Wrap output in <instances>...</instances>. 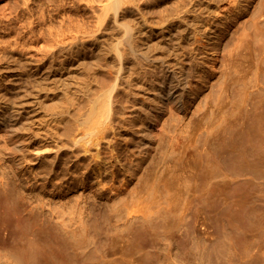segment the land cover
I'll list each match as a JSON object with an SVG mask.
<instances>
[{
    "label": "rangeland",
    "instance_id": "1",
    "mask_svg": "<svg viewBox=\"0 0 264 264\" xmlns=\"http://www.w3.org/2000/svg\"><path fill=\"white\" fill-rule=\"evenodd\" d=\"M90 1L91 0H0V90H4L5 86L9 84L8 82L9 79L6 78L7 76L6 74L10 71L11 68H16L18 72L24 75V78L26 76L28 77L30 75H33L31 71V68L33 67V63L49 65V63L52 62L55 57H56L55 60H58V61L63 60L64 58L62 57L63 54L64 55L66 53L69 54V52H71L72 50L73 51L78 50L81 44L85 41V38L90 39V38H87L88 37L87 35L89 34V32H90V35H92L93 29H94L93 30L94 36L100 37L99 33L101 32L97 30L99 28V25L96 26V29L94 25V22L95 24H97L96 20L99 15L94 13V10L92 9V7H94L95 5V2L94 1L90 2ZM101 1L103 3L108 2L107 0H101ZM210 1L211 3H208L209 0H204V1L200 0L201 3L199 2V5H200V6L198 5L199 8L196 7L197 20L199 21L198 31L203 32V33L198 32L195 36H193V38L195 37L196 39L192 38V41L190 43L192 44L193 42L198 41V43L200 44L199 45L198 43H195L194 46L198 47V53L200 54L198 57V62L199 63L202 62L200 63V67L203 66L202 69L207 71L206 74L209 76L208 77L209 80L207 84H205L203 88L200 89L199 93L195 97L196 98L195 102L191 103L188 106V109H189L188 112L182 114V116L180 115L181 117H180L179 123L172 122L173 123L172 125H175V126L171 125V121L170 123L169 122L166 123L168 126L165 123H163L166 126L165 128L167 130L169 127L170 131L173 132L172 133L173 135L171 134V136L176 137L174 140L170 139V136L168 133L169 130L168 131L166 130L164 133L165 137L163 136V138L165 140L167 136V139H169V140H166V143H168L167 141L171 140L168 143V145L172 143L171 144L172 149L176 152L175 154L176 156L174 157V159H176L177 157L182 158L183 159V160L181 159L182 162L180 161V158H177V159L180 161L181 165L185 164L184 166L179 165L180 169L175 170L174 172L168 170L167 172L165 171L164 173V170L167 169L168 167L164 163L163 167H162V164L156 166L158 167V170H157L156 167L153 166V163L155 161H159L158 158H160L159 156H161V154H159V148H158L159 145L157 146V144H155L154 148H155L156 153L154 152V154H152L154 156L150 158V162L153 161L152 163H149L151 166L148 167L149 161H147L142 171H140V173L138 172L136 174L137 177H135V179L132 181L130 179H127L128 182L127 181L122 182L121 180L125 177L122 174V177L118 179L120 183L117 182L118 180H116L115 182H111V180L107 182L106 180H108V178L104 179V181H106V184L110 185L111 187L108 185H105V182H103V179L96 180L94 178H90L88 180L90 182L88 183V181H82V177L79 176L81 175L79 171L78 172L79 175L77 174L75 176L76 179H74V182L72 181V184L69 185L68 183L65 184L61 181L58 182L57 180L56 181H47V180L44 181L45 178L43 177L44 176L43 174L41 179H40L41 176L39 177V179L43 181L39 180L40 185L38 184V186L35 187V189L37 188L35 190L30 185L31 183L29 184L30 179L27 173H23V172L20 173L21 172L20 170L18 172L20 173V175L18 176L16 174L17 172H14L15 171V168L13 167L14 163L10 159L9 156L5 158L4 160L0 161V164L4 166L5 172H7L8 174V175L5 174L6 178L4 182L3 181L4 179L1 178V177L3 178L5 177L4 172L2 171V169H0V179H1L0 180V204H1L0 207L2 206L6 207L8 205L7 201L9 199L12 200L11 204L9 205V208H7L8 206L6 207L7 209H5L4 207L0 208L2 213L8 212V210L10 212V213L8 212L7 214L6 213L3 214L4 215L3 217L5 218V220H7L6 222H7L8 229H9L7 231L9 235L7 233H5L7 236L4 235L5 239H7L6 241H8L7 242L8 245L10 246L14 245V242H15L14 239L18 238V241L20 243L21 248L23 249V252L27 253L28 252L27 249H29V244H28L29 241L27 243L26 238L28 239V233H30L31 230H29L25 224H19V221H23L27 217H33L36 220V224H37L36 229H37V234H38L37 238H38V243H39L37 247L38 257H37L36 263H33L30 260H25L26 264H29V263L30 264H264V153H262L264 151H262L258 155V157L259 156L261 157V158L259 157L258 159H261L260 161L263 160L262 161L263 166L261 162H259L258 164L259 160L256 159L257 155L254 158V156L252 155L253 152L249 151L251 152L250 153L251 156L257 162V163L254 162L252 159V161L254 162L253 164L251 160L247 159V158H252L250 157L249 152L248 154H246L247 152L244 151V155L242 158L244 160L246 158L248 160L247 162L249 163V165H253L254 167L249 166L246 160L245 162L247 164L245 167L244 166L245 162L243 163L244 165L240 164V161H244V160H240L238 162L239 164L235 162V164H233V168L231 169L229 168L230 170L228 169V167H231L230 161L236 160V157L239 155V152L237 151L236 153V151L234 150L235 146L233 145V149L232 148L231 149L236 154L234 153L232 155V151H231V154L228 151V153H226L227 155L226 154L223 155L226 157L229 154L231 155V156L229 155L230 160H229V157H227V160H229L227 163V161L225 160L226 157L224 158V160L226 161L225 162L223 160V156L221 155L223 152L221 153L218 151V154L219 153L221 154H219L218 156V154H216L217 152L214 153L215 155L219 157V160L217 161L215 160L216 161L215 164H217L220 161V158H222L220 161L222 165L221 164L219 166L217 165V168L215 165L216 169H214L212 173H215V172L216 173L211 174V176H207L211 173L209 170H207L208 173L206 172V170H204L203 174H201L202 169L201 168L199 169V167H201L200 164L202 163V161H201V158H198L200 157V154L203 153L202 151H204V147L205 149H208V150H211L210 148H212L211 144L213 142H211L212 138L210 135H212L211 130L213 129L211 130L209 129L211 127L212 128L214 127L212 126V124H210V122L216 121V116H217V119H219L221 117H224L223 115H221V114H224L225 116H228V118L230 117L232 120L237 119L239 116L240 119L244 118L243 122H245V127H247L246 125H249V123L247 124V122H249L247 119L249 111L247 112L245 108V110H243L242 112L241 111L242 108H241L238 110H240L239 112H242L243 114L242 113L239 114L237 113L238 111L236 112L233 108H236V107L239 108L241 104H242L241 106H243V101L241 100L242 98H240L241 97L240 93L242 92L239 93L241 88H243V86H241L242 84L241 81H243L245 78L247 79V75H243V74L250 73L249 75L251 77L253 76V78L257 79V80L253 79L254 80L253 81L252 78L248 75L249 76L248 80L249 78H251V81H253L254 83L249 80L248 81L249 84H247V86L244 87V89H242V91H244L242 93L243 99H244L245 93L250 91L252 84L255 88H256V84H257V88L261 87L260 89L261 91H262V88H264L262 86H259L260 84H258L257 82V81H260L262 83L261 85L264 84L262 82L264 81V78H263L264 69H262L260 65L258 66L257 64V60H258L257 58H259L260 60L261 55L263 53V51H261L260 49L262 46H264V38L262 40L263 44L261 43V41H259L262 45L258 41L257 42L254 41L255 39H252V37L245 38V40L248 39L246 41H248V44H251V45L247 44L246 46L245 43L247 42H245L244 43L245 45L243 44L244 47L241 49L242 52L240 50H239L240 52L238 51L239 54L241 53V55L239 56L236 55L237 52L234 53L235 56L232 52L231 54V56L233 55L231 57L232 60L230 56H229L230 59L226 56L230 54H227L228 52L226 53V51H224L225 49L224 45L227 39L226 45L229 40L228 47H230L232 50L235 48L237 44L236 40H239L237 38L240 37L242 34L246 33V31L243 33V31L245 30V27H247L246 30L248 32L250 31L248 30V28H250L251 25H255L253 23L255 20L254 17L256 16L255 14L258 15L260 8L261 9L264 8V6L262 8V6L260 5V4L264 5V2L263 0H246V1L245 0H240V1L239 0H210ZM91 3H94V5L93 6L90 5ZM100 3H96L97 5H95V7L96 8L100 7L102 5ZM86 4L88 5L86 6ZM258 6H260V8H258ZM230 14L233 16V22H232L233 24L227 23V19L229 18ZM72 16L74 19L72 21L76 22V24L74 23V25L70 24L69 20H66V18L72 19ZM95 17H97L96 20H94ZM63 18L65 19L63 20ZM79 18L84 19L83 21L85 22V24L87 22V24L90 25L88 26L86 24L88 27H90V31L88 27H85L86 25L83 26L84 28L82 27L83 29L79 27L78 20H81ZM251 20L253 21L252 22L253 24L252 23L249 24ZM65 21H67L66 23L69 24L70 26L72 25L71 29H68L70 26L65 24L64 23ZM88 21L89 22L94 21V22L92 24L91 22L89 23ZM224 24H227V25L229 24V25H228V30L224 32V37L222 38V40L215 39V41L213 40L211 42L210 39L215 37V33L218 32L217 30L226 29V27H223V26H227V25H224ZM66 26L68 28H66ZM91 26L93 28H91ZM262 29H264V26ZM68 30L69 32L71 30V33H70L71 35H69ZM75 30L76 32L78 31V34L80 36L76 32H74ZM84 31L85 32L87 31L86 33L88 34H86ZM82 32H83V35H82ZM250 32L248 33L250 34ZM72 33H74L73 34L74 37L76 36L75 35L76 33L77 37L80 40L82 39V41L83 40L84 41L80 42V40L78 39H76L75 41V38L73 40ZM205 33H206V36H205ZM200 34L201 36L200 38H198L199 37L198 35ZM84 36L86 37L84 38ZM203 36L205 37V39ZM63 41L66 43H63ZM57 42L58 43L60 42V43L58 44ZM69 42L70 43L74 42V43H72L73 45L72 44L69 45L68 44ZM61 43H63V45L68 44L67 46L65 45V48L67 50H64L63 46L58 47V45L59 46L62 45ZM215 43H216V46H214ZM252 44L255 45L254 48L252 47ZM68 46H71L73 48L69 47L70 51H68ZM230 48H229V51H230ZM255 49L258 51V53L260 51L262 53H259L258 55L257 51L256 52L254 51ZM227 51H228V48H227ZM253 52L255 53V55ZM244 53H245V56H244ZM58 54H60L61 56ZM242 56H244L245 58H242ZM114 57L115 56H113V54H109L107 56L106 64L108 68L114 67L115 65V64L113 65V63H115ZM200 57H202L203 59ZM238 57L239 58L241 57L242 59H239ZM262 58H264V56ZM199 59H202V60L200 61ZM215 59H216L215 61L216 63H214ZM225 59L226 61L230 60L229 63L232 66L236 67L235 68L236 70L238 69L239 73L237 72V74H239V76L236 74L235 69H233L235 71L234 73L235 75L232 73L229 84H231L232 81L236 83V85L235 84L232 85L233 82L231 84L235 88L233 91V94H234V92L236 91V88L239 85L238 83L240 82L241 88H239L240 87L239 86L238 88L240 90L238 91L237 89V92H235V95L237 93L239 94L240 97H238V95H236L237 97L234 95L233 98L231 99L233 95L231 89L233 90V87H231L229 84H228L229 88L227 87L225 88L227 89V93H226V90L224 91L225 93L223 92L224 94H222V90L220 91V89H222L220 87L222 84L220 83L223 82L222 74L224 73L226 68L230 66L228 61H227V64L225 65V62H226L224 61ZM243 59L244 60L246 59V60L244 61ZM242 60L244 61V63ZM240 61H242L241 64L243 63L242 65L245 67V69L243 66L240 65ZM238 62H239L238 66H241L240 68L244 69V70L242 69L243 72L242 70L240 71V68L235 66V64H238ZM258 62L259 64L260 63L262 64L261 66H263L264 64L263 59H262L263 63L261 62V60ZM109 63L110 65H108ZM212 66H216L214 68L217 69V70L215 69V73L213 74H212L213 69L211 70V68H213ZM221 70L223 71V73ZM256 70H258V73L255 74ZM96 71H94L96 73L92 72L90 76L86 75L88 77L85 76L86 77L85 80L89 79L88 80L89 82L86 81L87 83L82 81V78H84L83 75L80 77L76 76L75 77L76 81L74 80V86L76 84H78L76 86H79L80 81L82 83H80L81 86H79V88L71 86V88L73 87L72 91L75 90L76 92L81 87L82 90L83 88H85V91L87 93L90 90H92L90 93L91 95L93 91L96 92V86L98 85L97 87H100L105 80L110 78L109 75L108 76L104 75L105 73L102 69L100 70L99 68V69H96ZM246 71H248V73ZM240 72H242L241 73L242 76L240 75ZM260 72H263V74ZM220 73H222L221 76H220ZM253 73L254 75H252ZM93 76H95L96 79H94ZM243 76L244 77L246 76V77L244 78ZM27 77L26 79L29 78ZM219 77L221 80H219ZM260 77L263 79L258 80V78ZM98 78L100 81L98 80ZM77 79L78 81L80 80L79 83L77 82ZM238 79H240V81H238ZM246 79H245V82L243 83H247ZM90 80H92V82ZM217 80L221 82L219 83ZM215 83L217 84L216 87H215L216 85ZM60 84L61 83L59 82L49 81L46 84V89L42 90L37 95L36 97L37 100H35L36 102L32 103V105H29L28 106L29 108L24 111L26 114L25 115L23 114L21 116V120L23 121L22 122L23 124L21 123V127L19 125L17 127L23 129L22 132L25 135V138L23 137L24 139L22 140L23 141L25 140V141L24 142L22 141L24 144L22 143L23 145L22 144L21 145L23 146L25 150L22 148L21 145L20 147L23 149L24 152L25 151L26 152L24 153L22 151V153H18L16 155H18L19 158L24 157V159L29 161V162L26 161L25 163H23L25 168L33 167V165H35L36 163L38 164L37 158L40 157L39 153H41L40 155L42 156L44 154L42 152L46 150V149H41L42 152H39V151L37 152V150H35L31 146V144L34 141L38 140V142L42 144L43 139L45 140V138L48 139V138L54 137V138L60 139L62 142L64 141L63 143L69 142V146H72L71 140H72L73 135L71 134L73 133H71L72 132L71 130H72V127L74 129V127L76 128L78 126V123L75 122V118L79 116L84 118L83 116L84 113L82 111L81 112L78 111L80 110L78 108L84 105L85 102L83 100H85L86 98L82 97L83 95H80V94H79V98L78 97L75 98V102L76 104H78L76 105L77 107H75L76 109L72 107L75 110L71 109L69 115H66L61 118L57 117L58 112H60V110L62 109V108H59L60 109L59 110L58 108H56V106L60 104L57 101L61 103L63 101V99H61L62 96L60 94V93H63V91L62 92L61 90L58 91V89L60 88ZM86 84L90 85V86H86L90 88H86L85 87ZM250 84L251 86L248 89V85ZM245 85L246 84H244V86ZM224 86L222 85L223 88ZM66 88L68 89V87H65V88L62 87V90L63 89L66 90ZM245 88L248 90L247 92H245L246 91ZM260 90L258 91L256 89V91H250V92H253L254 94L248 92L250 96L247 93L246 97L247 95L249 97V106L251 105V108H252V106L257 105V107L259 108L258 112H260V116H262V114H264V103H263L264 100L262 102L263 105L262 103L259 102V100L261 98L264 99V97H263V91L261 92ZM228 92H229V96H226ZM259 92L262 93V95H259ZM251 95L253 96L256 95L254 97H256L257 99L254 97H253L254 99L251 98ZM57 96H59L58 98H60L62 101H60V99H58ZM234 97H236V99H234ZM76 99H79V100L82 99V101L79 102ZM220 99L222 100L220 101ZM227 100L228 101L231 100L229 104L227 103L228 102ZM236 100L238 102L241 100L242 103L239 105L238 103L234 104L233 102H237ZM250 100H252V102ZM64 103L66 102H63L62 105L66 106L67 104L64 105ZM211 103H213L214 105ZM200 104L202 106H200ZM216 105H217V108H216ZM222 105L223 106L225 105L227 107L225 108V106L223 107ZM230 105H232L233 107L229 108ZM70 106L69 108H71ZM198 106L199 108L202 107L201 109L202 111H200L199 108L197 110ZM220 107L224 108V109L221 108V110L223 109L222 113H221V110H218V108ZM249 108L250 107H248L247 109L250 110L251 108L250 109ZM224 110H225V113L223 112ZM214 111H215V116H213ZM226 112L231 113V114H228ZM261 112L263 113L261 114ZM206 113L208 116L212 113V115H210V117L212 116L211 119L208 118L207 115L206 116L204 115ZM216 113H219V114L221 113V114L216 115ZM244 113H246L245 115L247 116L241 117L242 115H244ZM255 115L258 116L257 114H254V116ZM169 116H166L167 119L165 118V120H169L170 119ZM259 118H262V117H259ZM207 120L209 121L208 123H207ZM210 120H214V121H210ZM242 120L240 122H242ZM240 122L238 126L241 125ZM178 124L180 125L181 129L183 127L185 128V129L184 128L182 129V132H180L181 130L179 129ZM174 127L175 128L178 127L176 128L178 130L173 129ZM193 127L194 128L196 127L195 130H193L194 129ZM184 130L188 132L187 133L184 132L183 135L177 133V131L180 133H183ZM240 130H242V128ZM81 133H83L82 128L77 127V129L74 132L75 135L73 136V138L75 136L76 137L78 136V138H80L82 136ZM111 133H110V136L107 137V139L103 141L104 143L99 145V147L95 146L93 149L91 147V150H89L90 152L82 147L84 143L78 144V146H75V147H68V149L66 147V145L68 146V144H65L66 149L64 147L63 149H61V152H67V153L70 152L71 153L70 156L76 157L77 159L80 160V162H83L81 164L85 166L90 165V163L91 165H93V161H94L93 158H95V155L97 154L98 151L106 153L105 155L104 154L103 155L105 158L106 156H108V159H109L110 157L108 153L110 152V150L108 149L107 145L110 141L112 140L114 141L113 139L114 130ZM79 134H81V136H79ZM39 136H41L43 139ZM118 138H116L115 136V139H116L115 141H117ZM121 140L122 139H119L118 141L121 142ZM48 141H51V140H48ZM12 142L13 140L11 141L10 138L7 137V135L2 129V131H0V155L1 157L9 153L8 151L9 149L16 146V144L13 145L14 142L16 143V140H14L13 143ZM44 142L46 144L43 143L41 146L47 145V142L46 141ZM162 143L166 147V148L164 147L163 148L166 150L168 146H166L164 142ZM121 144L118 146V148L125 149L126 145L123 142H121ZM215 144L216 145H213L214 146L213 148H216L217 145H219V143L218 144L215 143ZM197 145H198V148H197ZM193 146H195L196 148H193ZM191 148L194 149L192 150V153H191V150L190 152L188 151V149H191ZM200 148H201V151H200ZM71 149H74V150L71 151ZM195 151L197 152L195 153ZM198 151H199V154H198ZM55 152L56 150L54 152L51 151L49 152L50 154L47 153V155L55 156L56 155ZM73 152H75L76 155ZM77 152H80V156L82 155V153L83 155L79 157L77 156L79 155V153L77 154ZM88 152L90 155L93 154L91 155L93 159V161L91 162H90L91 156L88 154ZM177 153H178V156H177ZM194 153L196 155L198 154V157ZM181 154H182V157H181ZM194 155L198 159L195 158ZM217 156H212L210 157V159L211 158L214 159V157L216 158ZM87 157L90 158L89 161H87L88 160ZM153 157L155 158L154 160H153ZM192 159L197 160L198 163L200 161L201 162L200 164L198 163L196 164V162L193 161ZM178 160L177 161L174 160V161L176 163H179ZM222 161H224L228 165H226ZM190 162H192L193 164H191ZM194 162H195V165H194ZM210 162L214 166V163H213L214 160ZM27 163H30V164H27ZM172 163L169 164V166L174 165ZM188 163L190 164V166ZM256 164L261 165L259 166L260 170L258 167L256 169V166H258ZM187 165L189 167H187ZM241 166H244L245 168L243 167L244 169L241 170L240 168ZM181 167L182 168L184 167V168L182 169ZM251 167H253V169H251ZM146 168L149 169V171L153 170L151 171L152 173L150 172V174H152L151 176L153 177V179L156 176L157 177L161 176V178L163 179L161 186H159L160 189L158 188L155 191V194L153 195L151 194L152 190L143 188V185H144L143 180L145 181V177L147 178L148 176L147 173H149V171L147 172ZM192 168H194L195 170L196 168L197 170L199 169L200 171L198 170L196 171V173L200 175H196L194 169ZM246 168L249 170H245ZM254 168L256 169V174H257L256 176H254L255 174H253L254 173L253 171H255ZM159 169L161 170V172ZM156 170H157V173H156ZM231 170H233L234 172ZM168 172L174 173L173 175L175 174L176 175L178 174V175L177 176L175 175L172 178L171 173L169 174ZM166 173L167 175H165ZM15 174L17 176V177L15 176L17 179L21 177L22 180L20 182L18 181V183H15L16 185L15 184L13 185V179H14ZM161 174L164 177H162ZM179 175L180 176L183 175V177H180ZM212 175H215L216 177L214 178V176ZM79 177L81 179H79ZM177 177H179L180 180ZM209 177L214 178L215 180L209 179ZM164 178H166L167 182L164 180ZM181 178H182V181H181ZM201 178L203 180L205 178V180L207 179L209 182L207 180L203 182ZM15 179H14V182H16ZM153 179L151 180V182H153ZM175 179H178L179 181L178 182L176 180L177 184L174 181ZM187 179H189L188 181H190V186L193 185L192 187L194 188V185H197L198 187L197 190H199L200 187L201 189L196 192L195 190L196 188L193 189L191 187V191L188 192L189 194L188 193L186 194V191H188L186 184H189L187 183L188 181H186ZM170 180H172L174 185L172 182H170ZM183 180H185V182H183ZM110 182L111 184H109ZM164 182L169 183L170 187L163 186ZM181 182L186 183L185 185L183 184L182 185L185 186L187 189H185L183 186H178V183H180L179 185H181ZM199 182H202L203 184L201 183L200 185ZM214 182H215L216 187H214V184L213 186H209L210 183H211L210 185H212V183ZM7 183H9V188H7L8 186H4V184L8 185ZM51 183L52 184L55 183L54 186ZM19 184H21V186H19ZM63 184H64V187H63ZM205 185L206 187H202ZM190 186H188L189 190H190ZM166 187H167V190L165 189ZM211 187H214V188L212 189ZM115 188L117 189L116 190L117 192L115 191ZM202 188H208L210 190V194H211L210 196H212L213 198L211 199V201H213L211 204H209L210 201L209 202L206 201L207 198L202 199L203 196L205 197L208 196L206 195L208 190L206 191V189H204L206 191V194L204 195L205 191L202 190ZM19 190H22L23 193H21V191ZM32 191L33 193L36 192L34 193L35 195L32 193ZM101 191H102V194H101ZM201 194H202V197H200ZM36 195L38 196V198L35 197ZM161 195L163 196V198L161 197ZM22 196L25 198H23ZM193 196L194 197L198 196V198L197 197L194 198ZM114 197H117V198L114 199ZM14 198H16L15 202L13 201ZM199 198L201 200H197V201L192 200V199H199ZM227 198H229L227 204H224L223 202H221V199H227ZM4 199L5 200L7 199L6 203ZM28 200L31 201L30 202L31 205H29L30 203ZM202 200L203 201L205 200V204L204 202H202ZM193 201L195 202L193 203ZM13 202L17 203L18 206L16 204H13ZM207 202L208 204H206ZM119 205H120V208H119ZM112 206L115 209L114 210L115 213L114 212L112 213L113 215L110 214L113 211ZM13 208H14L15 213L13 211ZM16 208L17 209L19 208V210H17ZM35 208L36 209L38 208L36 210L37 212L34 211ZM118 208L119 210L120 209L122 210L123 208L124 209L122 210L123 212L119 210H117L116 212V209ZM29 210H30V213H29ZM31 214H34V215H31ZM119 214L121 215L118 216ZM110 215L112 217H110ZM109 217L115 218V219L109 220ZM1 220L2 218L0 219V222ZM143 226H145V231H144ZM178 226H179V229H178ZM147 228L149 229V231ZM136 229H137V233L135 235ZM139 231L141 234L139 233ZM146 232H150L152 236L150 233H149L150 235H148V233ZM146 234L148 235V237ZM139 235L140 237H137ZM143 237L146 239H144ZM137 238H139L141 241L138 240ZM3 241L4 240L0 239V245ZM53 250H55L56 252ZM1 253L3 252L0 250V254ZM203 256L205 257V259H203L204 258ZM5 261L6 260L0 261V264H5Z\"/></svg>",
    "mask_w": 264,
    "mask_h": 264
},
{
    "label": "bare ground",
    "instance_id": "2",
    "mask_svg": "<svg viewBox=\"0 0 264 264\" xmlns=\"http://www.w3.org/2000/svg\"><path fill=\"white\" fill-rule=\"evenodd\" d=\"M91 1L92 2L94 1L95 5H97L96 3L102 2L101 0H99L100 2L98 0H91ZM107 1L108 2L110 1V2L108 3V2L104 1L105 3H103V2L100 3L102 5L100 7H97V8L95 7L94 3L90 4L92 6L94 5V7L91 6L92 9L94 10V13L99 15L98 18L95 17V19H94V20H96V18H97V20H96L97 24H95L94 21L93 22L95 25V29H96V26L99 25V28L97 27L98 28L97 30L99 32H101V33H99L100 37L94 36V33H93L94 29L92 30V35H90V32H89L90 27H88L90 25L87 24V22H86V24L88 25L87 26L85 24V22L83 21L84 19L79 18V19H81V20H78L79 27L82 28L84 25H86L85 27L89 28V31H88L89 34L86 33L87 31L86 32L84 31V32L86 34H88L87 38H90V39H86L85 38L86 36H84L85 41L83 40L84 41L83 42L82 39L80 40L77 37L78 31L76 32V30H75L74 32H76L77 34L75 33L76 36L74 37V35H73L74 33H72L73 40L75 38V41H76V39H78V40H80V42L81 41L83 42L78 50H76V51L72 50L73 52L71 51V52H69V54L66 53L67 55L63 54L62 57H64V58L61 61L55 60L56 57L54 56L55 57L54 60L53 61L51 60L52 62H50L49 65L48 64L43 65V64L33 63V67L31 68L33 75L28 76L29 78L26 76L28 79H26V77L24 78V75H22L20 72H18V70L16 68H11L10 71L6 74L7 75L6 78L9 79V81H8L9 84L7 86H5L4 90H0V131H2V129H3V131L5 132L7 137L10 138L11 141L13 140V142H14V140H16V143L12 142L13 145L16 144V146L12 147L13 146L12 145L11 146L12 148L8 150L9 153L5 154L2 157L0 155V161L4 160L5 158H7L9 156L10 159L14 163L13 164V167L15 168L14 172H17L16 174L18 176L22 172L27 173V175L29 176V179H30L29 184L31 183L30 185L34 189L36 186H38L40 181H43V180H40L42 178L43 174H44L43 177L45 178L44 181L45 180H47V181H56L57 180L58 182L61 181L65 184L68 183L70 185V184H72V181L74 182V179H76L75 176L78 174L79 171H80L81 175H79V174L78 175L82 177V181H88L90 178H94L96 180L103 179V182H105V185H108V184H106V181L108 182L111 180V182H115L120 177H122V174L125 176L121 180L122 182L127 181V179H130L132 181L135 179V177H137L136 174L138 172L140 173V171H142V169L144 168V165H145V163H147V161H149L148 167L151 166L149 163L153 162L152 159H151L152 162H150V158L152 156H154L152 154H154V152H155V148H154L155 144H157V146L158 145L160 146V147L158 146V148H159V154H161V156H159L160 158H158L159 161H155L153 163V166L156 167V166L162 164V167H163L164 163H165V165H167L168 167H167V169L164 170V173H165V171L167 172L168 170L174 172L175 170L180 169L179 165H181L180 161L182 158L177 157V158H180V161L176 158L180 164L175 162V161H177L176 159H174V157L176 156L175 155L176 152L172 149V146H171L172 143L168 145V143L171 140L167 141L168 143H166V140H169V139H167V136H166L165 140L163 138V136L165 135L164 133L167 130L165 128L166 126L163 123H165V124L168 122L170 123V121H171V125L173 123H177V122L179 123V120H180V117L182 116V114L188 112V110H189L188 106L191 103L195 102V100H196L195 97L199 93L200 89L203 88V86L205 84H207V82L209 80V78H208L209 76L206 74L207 71L202 69L203 66L200 67V63H202V62H200V63L198 62V57L200 54L198 53V47L194 46L195 43H198V41L190 44L193 36H195L198 32H200V31H198L199 30V27H198L199 21L197 20V10H196V7H198L200 0H107ZM263 2H264V0H263ZM208 3H211V1L209 0ZM88 4H86V6ZM260 5L263 8L264 5H262V4H260ZM91 7H89V8H91ZM258 8H260V6H258ZM260 11H259V13L257 12L258 15L257 14H255L256 16L253 15V16H255L254 17L255 20L253 19L254 22L251 20V22L249 23V24H251L253 22L255 24V25H251L253 27L250 26V28H248V30L251 31V32L248 31V32H250V34L246 30L247 27H245V30L243 31V33L246 31V33H248L249 35L245 33V34H242L244 36L241 35L243 38L241 36H240L241 38L238 37L237 39H239V40H236L237 44L234 43V44H236V46L233 50L230 47H228L229 46V44H228L229 40H228V43L226 45V42H227V39H226V41H225L226 47L224 45V48H225L224 51H226V53L228 52L227 54H230V55H226L228 58H229V56H230V58L233 56V55L231 56L232 52H233V54L235 52L238 53V51L239 50L241 51V49L244 47L245 44L247 46L248 41H246V40H248V39L245 40V38H248V37L251 38L252 37V39H255L254 41H256V42L257 41L258 42L261 41V43L263 42L262 40L264 38V29H262V28L264 26V8L263 9L260 8ZM96 14H95V16H96ZM253 16H252V18H253ZM64 19L65 18H63V20ZM66 20H69L70 24H73V25H74V23L76 24L75 21L74 22L72 21V20H74L73 16H72V19L66 18ZM66 22L67 21H65L64 23L67 24ZM93 22H91V23L93 24ZM232 22H233V16L230 14L229 18L227 19V23L233 24ZM62 23H63V21H62ZM67 25H69V24H67ZM224 25H227V24H224ZM228 25L223 26V27H226L225 30L224 29L223 30H217L218 31V32H216L217 34L215 33V37L211 38L210 41L211 42L213 40L215 41V39L216 40H222V38L224 37V32H226L228 30ZM71 26L69 28L66 26V28L71 29ZM92 26H91V28L94 27V26L93 27ZM68 32H69V30H68ZM70 33H71V30L69 32V35H71ZM200 33H203V32H200ZM212 34H214V33H212ZM82 35H83V32H82ZM198 36H199L198 38H200L201 34ZM205 36H206V33H205ZM204 39H205V37H204ZM86 40H88V41H86ZM249 40H251V39H249ZM219 42H221V41H219ZM245 42H247V43H245ZM63 43H66V42L63 41ZM63 43H61L62 45H60V46L58 45V47L63 46L64 50H67L65 48L66 44L63 45ZM72 43H74V42H71V43L69 42L68 44L70 45ZM78 44H80V43H78ZM248 45H251V44H248ZM214 46H216V43L214 44ZM254 46L255 45L252 44L253 48H254ZM256 46H257V44H256ZM69 47H71V46H68V51H70ZM259 47H261V46H259ZM71 48H73V47H71ZM227 48H228V51H227ZM229 48H230L231 52L229 51ZM253 48H251V49H253ZM201 49H202V47H201ZM260 50L263 51V53L261 51L259 53H262V55L264 56V46H262ZM68 51H66V52H68ZM254 51L256 52L257 50L255 49ZM237 53H236V55H238V56L241 55V53L240 54L239 53L237 54ZM259 53L257 51L258 55H259ZM109 54H113V56H115L114 57L115 63H113V65L114 64L115 65H114V67L112 65L113 68H108L107 64H106V60H107L106 58ZM58 55H60V54H58ZM254 55H255V53H254ZM262 55L260 58L261 62H262V59L264 61V58H262L263 57ZM110 56H112V55H110ZM234 56H235V54H234ZM244 56H245V53H244ZM244 56H242V58H245ZM200 58H202V57H200ZM242 58L240 57L239 59H242ZM202 59H199V60L201 61ZM257 59H258L257 60L258 66L260 65V67L262 69H264L263 68L264 64H263V66H261L262 64L261 63L259 64V62H258V61H260L259 58H257ZM112 60H113V58H112ZM231 60H232V58H231ZM215 61H216V59L214 60V63H216ZM224 61H226V59ZM227 61H228V63L230 62V60H227ZM227 61L225 62V65L227 64ZM242 61H240L241 66H243L242 64L244 63V61H243V63L241 64ZM110 63L108 65H110ZM214 65H216V64H214ZM238 65H239V62H238V64H235V66L240 68L241 66H238ZM230 66H232V65L230 64ZM98 67L100 68V70L102 69L104 71V73H105L104 75H106V76L109 75L110 78L109 79L106 78L107 80H105L103 82V84L101 83L102 85L100 87H97L98 86L97 85L96 86V92L93 91L92 95H91L90 93L92 90H90L87 93L85 91V88H83V87H82L83 90L80 87V89H78L76 92H75V90L72 91L73 87L71 88V86H74V80L76 79L75 78L76 76L80 77L83 75L84 78L81 77L82 81L86 82L89 80V79L85 80V78L88 77L86 75L90 76L92 74V72L96 73L97 72L96 69H99ZM212 67L213 68H211V70L213 69V71H212V74H213V73H215L216 68H214V67H216V66H212ZM229 67L226 68L224 73L222 71L223 70V68H222L221 71L223 74L220 73V76H221V74L223 76L224 80L222 79V81L224 83L221 81H220L221 82L220 83L217 80L223 86L225 85L224 88L222 87V85L220 86L222 88V89H220V91L222 90V94L225 93L224 92L225 90L227 93V89H225V88L226 87L229 88L228 84L231 80L232 73L234 74L236 71V74H237V72H238V69L237 70L235 69L236 67H234V66H232L230 68ZM204 69H205V67H204ZM233 69H235V71ZM242 69L240 68V71ZM244 69H245V67H244ZM243 70H242V72H243ZM94 71H96V72H94ZM242 72H240L241 76H242V74H241ZM246 72L248 73V71H246ZM263 72H264V70H263ZM263 72H260V73L263 74ZM256 73H258V70H256L255 74ZM79 74H81V75H79ZM249 74H243V75H247V79L245 78L246 76L245 77L243 76L247 80V83H243V82H245V79L243 81H241L243 84V85L241 84V86H243V88H241L240 82L239 83L237 82L239 84V85L238 84L237 85H238V87L240 86L239 88H241V90L237 87L235 92H237V89H238V91L240 90L239 93L240 92L243 93L244 91H242V89H244V87H246L247 84H249L248 81L249 80L251 81V78H252V80L253 79L257 80L255 78H253V76L251 77ZM237 75L239 76V74H237ZM248 75L251 77V78H249V80H248V77H249ZM252 75H254V73ZM261 75H259V76H261ZM93 77H94V79H96L95 76H93ZM103 77H105V76H103ZM255 77H256V75H255ZM81 78H80V80H81ZM263 78L260 77V78H258V80H260V79L262 80ZM90 79H91V77H90ZM98 80H99V78H98ZM101 80H102V78H101ZM219 80H221L220 77H219ZM49 81L61 83L58 91L59 90H61V92L63 91V93H60L62 96L61 99H63V101L60 98H58L59 96H57V98L60 99V101H62V103L57 101L60 104H58V106H56V108H58V109L62 108L61 110L59 109L60 112H58V114H57L58 118L69 115L71 109H74L75 107H77L76 105H78V104H76L75 98L76 97L79 98V94L83 95L82 97L86 98L85 100H83L85 103L82 102V103H84V105L80 106V107L78 106L79 107L78 109H80L78 111H80V112L82 111L84 113V115H83L84 118H82L81 116L75 118V122L78 123V126H77V124H76V126L78 128H82L83 133H81L82 136H81V134H79V136H81L80 138H78V136L77 137L75 136L73 138V136L75 135L74 132L77 129V127L76 128L74 127V129L72 127V130H71L72 131L71 133H73V134H71V135H73L72 140L70 139L71 136L69 138L72 142V146H69V142L65 141L66 143H63L64 141L62 142L58 138L52 137V138H48V139L45 138V140H44L41 136H39L43 139V143H45L44 141L47 142V145L41 146L43 143L40 144V142H38V140L35 139L36 141H34V142L32 141L33 143L31 144V146L35 150H37V152L38 151L42 152L41 149H46L45 151H47V152H45L43 150L44 152H42V153H44V154L42 156L40 155L41 153H39L40 157L37 158L38 164L36 163L35 165H33V167L25 168L23 163H25L28 160L24 159V157L19 158V156L16 155L18 153H22V151L24 149L22 145L24 144L23 142L25 141V140L24 141L22 140L25 138V135L22 132L23 129L18 128L17 126L19 125L21 127V123L23 122L21 120V116L23 114L24 115L26 114L24 111L29 108L28 107L29 105H32V103L36 102L35 100H37L36 99L37 95L42 90L46 89V84ZM79 81L77 79L78 83H79ZM90 81L92 82V80H90ZM238 81H240V79H238ZM253 81H251V82H253ZM232 82H231V84H232ZM257 82H258V84H260L259 86L264 87L263 86L264 84L261 85L262 83L260 81H257ZM262 82L264 83V81H262ZM80 83H82V82L80 81ZM80 83H79V86H81ZM231 84H229L231 87H233L232 85H234V84L236 85V83H234V82L232 85ZM244 84H246V85L244 86ZM76 85H78V84H76ZM76 85L74 87L79 88V86H76ZM90 85L86 84L85 87L90 86ZM216 86H217V84L215 85V87ZM250 86H251V84L248 85V89ZM252 86H253V84H252ZM252 86H251L250 91H256V89L259 91L261 89V87L257 88V84H256V88L253 86L255 88V90ZM62 87L63 88L68 87V89L66 88V90L65 89L62 90ZM86 88H90V87H86ZM234 89H235L234 87H233V90L231 89L232 94H233ZM263 89L264 88H262L263 97H264V90ZM245 90H246L245 92L248 91L246 88H245ZM58 91H56V92H58ZM250 91H248V92H250ZM235 92L232 95V97L230 95L231 99L235 95ZM242 93H240L241 97L237 93H236V95H238V97L242 98L241 100L243 101V106H241L242 105L241 100H240L241 102L239 101L240 103L236 100L237 102H233V103L234 104L238 103V105L239 104H241V105L239 106V108L236 107L237 110H236V108H233V109L236 112L238 111L237 113L240 114L246 108V111L247 112L249 111L253 115L252 116L248 112V118L247 119L249 122H247V124L249 123V125H246L247 127H245V122H243L244 118H242L243 119L242 120L239 118V116L237 119L232 120L230 117H229L230 118L229 119L228 116L221 114L222 110L224 109L223 107L225 105L224 106L222 105L223 107L218 108V110H221V108H223L221 110L220 114L223 115L224 117L217 119V116H216V121L210 120V121H214V122H210V124H212V126H214V127L213 128L211 127L209 129V130L213 129V130H211L212 135H210L212 138V141L211 140L210 141L213 142L211 144V146H212V148H210L211 150L205 149V147H204V151H202L203 153L200 154V157H198L199 151H198L197 155L195 154L197 151H195L194 154L198 158H201V161H202L201 164H200V162H201L200 159H199V161H200L199 163L197 162V160L192 159L193 161L196 162V164L198 163L201 165V167H199V169L200 168L202 169L201 174H203L204 170H206V172H207V170H209L211 172L207 176H211V174H215L216 172L212 173L213 170L217 168V165L219 166L221 164L220 161L222 158H220V161L217 164H215V162L217 160H219V157H218L219 154H221L223 152L221 154L223 156L224 154L228 153V151L231 154V151H232V155H233L235 153L232 150L233 145L235 146L234 150L236 151V153L238 151L239 155L237 157L235 156L236 160L230 161L231 167H228V169L233 168V164H235V162H237V164H239L238 162L240 160H244L242 158L244 155V151L247 152L246 154H248L249 151L253 152L252 155L254 156V158L257 155L256 159L259 160L258 164H259V162H261L262 166H263V162H262L263 160L260 161L261 159H258L260 157V156L258 157V155L262 151H264V123H263L264 122L263 121L264 120L263 119L264 114H262L263 112H261L262 116H260V112H258L259 108L257 107V105L252 106V108H251V105L249 106L248 95H247L248 99L246 97L247 93H245L244 99H243ZM250 93H253V92H250ZM259 95H262V93L259 92ZM226 96H229V92ZM249 96H250V94H249ZM254 96H256V95H254ZM254 96L251 95V98H253ZM82 97H80V98H82ZM236 97H234V99H236ZM240 98H238V99H240ZM254 98H256V97H254ZM261 99H262V101H261ZM261 99L259 100L260 103H262L264 100L263 98H261ZM76 100H78L79 102L82 101V99L81 100L76 99ZM221 100L222 99H220V101ZM230 101H228L227 103L229 104ZM233 101H235V100H233ZM250 101L252 102V100H250ZM63 102H66V103H64V105H66V104L67 105L63 106L62 105ZM213 103H211V104H213ZM263 103H262V105H263ZM68 105L69 106L71 105L70 106L71 108H69ZM232 105H230L229 108L233 107ZM200 106H202V105L200 104ZM72 107H74V108H72ZM226 107L227 106H225V108ZM243 107H244V109H243ZM248 107H250L251 109L249 108L250 110H248L247 109ZM198 108H199V106L197 107V110H198ZM216 108H217V105H216ZM241 108H242V110H241L242 112H239L240 110H238V109H241ZM199 109H200V111H202L201 110L202 107ZM225 110L223 111L224 113H225ZM231 111H229V112H231ZM212 113H213V111H212ZM212 113L210 115H212ZM226 113H228V112H226ZM246 113H244V115H242L243 114L242 113L241 117H244V116L246 117L247 116V115H245ZM168 114L169 115L171 114V115L169 116ZM218 114L219 113H216V115H218ZM228 114H231V113H228ZM254 114H257L258 116H256V115L254 116ZM204 115L206 116L207 113ZM210 115L209 116L207 115V117L211 119L212 116L210 117ZM166 116H169L170 119L168 118L169 120H165ZM213 116H215V111H214ZM259 117H262V118H259ZM247 119H246V121H247ZM241 120H242V122H240ZM208 122L209 121L207 120V123ZM239 122L241 124L240 126H238ZM22 126H24V125H22ZM172 126H175V125H172ZM176 128H178V127H176ZM176 128L174 127L173 129H176ZM195 128L193 130H195ZM241 128H242V130H240ZM179 129L181 130L180 132H182L180 125H179ZM19 130H21V131H19ZM113 130H114V137H113L114 141L113 140L110 141L107 145L108 149L111 152V154H110V152L108 153L110 158L108 159V156H106V158H105L104 155L106 153H103V152L97 150L98 152L96 155L94 154L95 158H93L94 159V161H93L92 156H91L93 154L90 155L89 150H91V147L93 149L95 146L99 147V145L104 143L103 141L106 140L107 137L110 136V133ZM168 130L167 131L169 133L170 139L174 140L176 137L171 136V134L173 132L170 131L169 127H168ZM176 130H178V129H176ZM176 130H175V132H176ZM180 132L177 131L178 134L183 135L184 132L187 133L188 131L184 130L183 133H180ZM36 133H38V132H36ZM35 135H37V134H35ZM111 135H112V133H111ZM115 136H116V138H118V136H119L118 140L122 139L121 142H123L126 145V147L124 146L125 149L124 148L123 149L118 148V146L121 144V142L118 140L115 141L116 140ZM49 137H51V136H49ZM160 137H162L163 139ZM177 138H178V136H177ZM48 140H51V141H48ZM162 142H164V144L166 146H168L166 150L164 149L166 147L163 145ZM81 143H84L82 147L85 148L86 150H88L89 151L88 154L91 156V160L89 158L90 156L87 157L88 160L87 159L86 160L87 161L90 160V162L93 161V165H91V163H90V165H87V166L82 165L81 163H83V162H80V160L74 156H70V154H71L70 152H68V153L67 152H61V149H63L65 147V144H68V146L66 145V147L68 149V147H75ZM158 143H160V144H158ZM215 143H217V144L219 143V145H217L216 148H213L214 147L213 145H216ZM20 145L22 146L23 149L20 147ZM66 147H65V149H66ZM28 148H29V146H28ZM193 148H196V147L193 146ZM197 148H198V145H197ZM201 148H200V151H201ZM248 149H250V150H248ZM48 150H49V152H51V151L54 152L56 150V152H55L56 155L55 156H48L47 155V153H49ZM72 150H74V149H71V151ZM190 150L192 153V150H194V149H192V148L188 149L189 152H190ZM62 151H64V150H62ZM77 151H78V149H77ZM218 151L221 153L218 154ZM85 152H87V151H85ZM251 152H249L250 157H252L250 154ZM73 153L75 154V152H73ZM78 153H79V155H77V156H79V157H81L83 155V153H82V155L80 156V152H77V154ZM214 153L218 154V156L215 155ZM262 153H264V152H262ZM179 155H180V153H179ZM221 155H220V157H221ZM229 155L227 157H229V160H230L231 155L230 156ZM177 156H178V153H177ZM194 156H192V157H194ZM196 156H195V158H197ZM212 156H217L216 157L217 159L215 157H214V159H212V158L210 159V157H212ZM181 157H182V154H181ZM225 157L226 156H223V160ZM227 157L225 160L228 163L229 160H227ZM27 158H29V157H27ZM254 158L252 157V158H247V159H249L251 161L253 159V161L256 162V160H254ZM154 159L155 158L153 157V160ZM231 159H233V158H231ZM247 159L245 158L246 162L248 161ZM213 160H214V162H213L214 166L210 162ZM245 160L240 161V164L242 165L245 162ZM224 161H222V162L225 163L226 161L225 162ZM30 162H31V160H30ZM170 162L171 163L173 162L172 164H174V165L169 166V164H171ZM195 162H194V165H195ZM246 162H245V165L243 164L245 167H246V164L248 163V162L247 163ZM254 162H253V164H254ZM190 163L193 164L192 162H190ZM27 164H30V163H27ZM258 164H256V165H258ZM184 165H181V166H184ZM215 165H216V168H215ZM226 165H228V164H226ZM248 165H249V163H248ZM189 166H190V164H189ZM189 166L187 165V167H189ZM244 166L240 167L241 170L245 168ZM249 166H253V165H249ZM259 166H261V165L256 166V169H257V167L259 168ZM236 167H237V165H236ZM253 167H251V169H253ZM0 169H2V171L4 172L5 177L4 178L1 177V178L4 179L3 181L5 182L6 175H8V174H7V172H5L4 166L1 164H0ZM156 169L158 170V167H156ZM192 169H194V168H192ZM256 169L254 168V170H255V171H253L254 173L251 171L253 174H255L254 176L257 175ZM20 170H21V172L18 173ZM146 170H147V172L149 171V169H147V168H146ZM157 170H156V173H157ZM198 170H197V168H196V170L194 169L196 175H200V174L196 173V171H198ZM245 170H249V169L246 168ZM259 170H260V168H259ZM151 171H153V170H150L149 173L145 172L148 174V176H147V178L145 177V181L143 180V183H144L143 188L148 189V190H152L151 194L153 195V194H155V191L158 188L160 189L159 186H161L163 179L161 178V176H158V177L156 176L153 179V177L151 176L152 174H150ZM179 171H181V170H179ZM231 171H233V170H231ZM3 172H2V174H3ZM160 172H161V170H160ZM257 173H259V172H257ZM2 174H1V176H2ZM16 174L14 175V179L17 177ZM173 174L174 173H171L172 178L176 175V174L175 175H173ZM165 175H167V173ZM168 176H170V175H168ZM212 176H214V178L216 177L215 175H212ZM39 177H40V179H39ZM162 177H164V176L162 175ZM180 177H183V175H181ZM192 177H194V176H192ZM20 178H18V179L16 178L15 179L16 182H14V179H13V185L15 183H18V181L20 182L22 180V178L21 179ZM105 178L106 179L108 178V180L104 181ZM177 178H179V177H177ZM214 178L209 177V179H212V180H215ZM79 179H81V178L79 177ZM152 179H153V182H151ZM164 180L166 181V178H164ZM176 180L178 181V179H175L174 181L176 182ZM179 180H180V178H179ZM188 180L189 179H187L186 181H188ZM206 180L204 178L203 182ZM181 181H182V178H181ZM89 182L90 181H88V183ZM111 182L109 184H111ZM117 182H119V180ZM166 182H164L163 186L170 187L169 183H166ZM170 182H172V180H170ZM183 182H185V180H183ZM183 182H181V185H179L180 183H178V186H183L186 184ZM187 183H189V184H186V187L188 188V191H186V194L191 191V187L193 186L192 184H191L192 186H190V181H188ZM199 183L201 185L202 182H199ZM1 184H3V183H1ZM7 184L8 185L4 184V186H8L7 188H9V183H7ZM54 184H52V185L54 186ZM176 184H177V182H176ZM210 184H209V186H213V184H214V187H216L215 182L212 183V185H210ZM22 185H23V183H22ZM173 185H174V183H173ZM187 185L190 186V190H189V187ZM200 185H199V187H200ZM206 185H207V183H206ZM206 185L202 186V187H206ZM19 186H21V184H19ZM108 186H110V185H108ZM63 187H64V184H63ZM71 187H73V186H71ZM183 187L185 189H187L185 186H183ZM214 187H211V188L213 189ZM197 188H198L197 185H194L193 189H195L196 192L201 189V187L199 190H197ZM208 188H202V190H204V189H206V191L208 190L207 194H206V191L204 190L205 191L204 195L206 194L208 196L202 197V194H201L200 197H202V199L207 198L206 201H208V202L210 201L209 204H211L213 202V201H211V199H213V198H212V196H210L211 195L210 190H209L210 188L209 189ZM165 189L167 190V187ZM116 190L117 189L115 188V191ZM9 191H10V189H9ZM19 191H21V193H23L22 190H19ZM5 192H6V190H5ZM99 192H100V190H99ZM32 193H33V191H32ZM34 193H36V192H34ZM149 193H150V191H149ZM101 194H102V191H101ZM35 197L38 198L37 195ZM161 197L163 198L162 195H161ZM195 197L198 198V196H195ZM23 198H25V197H23ZM115 198H117V197H114V199ZM228 199L229 198L221 199V202H223L224 204H227ZM192 200L197 201V200H201V199L199 198V199H192ZM6 201H7V199L5 200V203H6ZM13 201L15 202L16 198H14ZM176 201H177V199H176ZM195 201H193V203ZM2 202H3V200H2ZM11 202H12L11 199H9L7 201V204H8V205L6 204L8 206V207L6 206L7 208H9V205L11 204ZM14 202H13V204L17 205V203H14ZM30 202L31 201H29V203ZM202 202H204V204H205V200L204 201L202 200ZM208 202L206 204H208ZM13 204H12V206H13ZM29 205H31V203ZM114 206H115V204H114ZM2 207H4V206H2ZM2 207H0V208H2ZM6 207H4V208L7 209ZM31 207H33V206H31ZM19 208L18 209L16 208V209L19 210ZM119 208H120V205H119ZM119 208L116 209V212H117V210H119ZM37 209L35 208L34 211H36ZM110 209H112V208H110ZM30 210H29V213H30ZM114 210L115 209L113 207V211L111 212V210H110V212H111L110 214H112L114 212ZM122 210H124V209L122 208ZM122 210L120 209L119 211H122ZM13 211H14V208H13ZM8 212H9V210H8ZM8 212H5V213L7 214ZM5 213L4 212L2 213L0 210V214H1L0 219L2 218V220L0 222V239L4 240L0 245V250L3 252L0 254V261L6 260L5 264L6 263L9 264L11 262H13L14 264H24L25 260H30L33 263H36L37 257H38V248L37 247L39 244L38 238H37L38 234H37V229H36V227H37L36 220L33 217H27V218L25 217L26 219H24L23 221H19V224H25L26 227L29 230H31L30 233H28V239L26 238L27 243L29 241V243H28L29 249H27L28 250L27 253H24L23 249L20 246L18 238L14 239L15 242H14V245H12V246L8 245V243H7L8 241H6L7 239H5L4 235H6L5 233H7V231L9 230L7 222H6L7 220H5V218L3 217L4 216L3 214H5ZM14 213H15V211H14ZM33 213H35V212H33ZM118 213H120V212H118ZM121 214H119L118 216H120ZM31 215H34V214H31ZM7 217H9V216H7ZM110 217H112V216L110 215ZM110 217H109V220L115 219V218H110ZM116 218H117V216H116ZM110 224H112V223H110ZM109 226H111V225H109ZM143 227H144V231H145V226H143ZM147 229H146V231H147ZM178 229H179V226H178ZM148 231H149V229H148ZM133 233H134V231H133ZM136 233H137V229H136L135 235H136ZM139 233H140V231H139ZM146 233H148V235L151 234L150 232H146ZM132 235H134V234H132ZM148 235H147V237H148ZM151 236H152V234H151ZM137 237H140V235ZM149 238H150V236H149ZM137 239L140 240L139 238H137ZM144 239H146V238H144ZM53 251H55V250H53ZM55 255H53V256H55ZM203 259H205V257ZM13 263H11V264H13Z\"/></svg>",
    "mask_w": 264,
    "mask_h": 264
}]
</instances>
